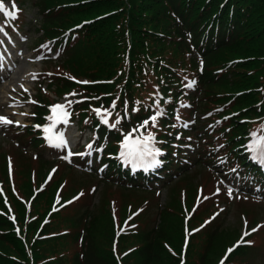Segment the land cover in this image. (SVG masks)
<instances>
[{
    "label": "trees",
    "instance_id": "trees-1",
    "mask_svg": "<svg viewBox=\"0 0 264 264\" xmlns=\"http://www.w3.org/2000/svg\"><path fill=\"white\" fill-rule=\"evenodd\" d=\"M14 1L32 3L41 18L35 46L45 54L43 84L49 80L56 97L79 98L74 116L108 144L96 166L82 155L46 160V141L32 127L14 144L0 145V179L18 216L9 220L0 194V264H182L185 208L194 201L191 187L199 185L180 178L195 170L186 168L206 164L205 183H218V174L239 195L264 187L244 147L252 132L264 140V0ZM38 99L40 106L52 103L41 89ZM46 112L36 106L35 121L44 123ZM127 132H136L134 139L155 135L150 142L163 152L157 169L167 177L165 189L178 179L164 205L152 189L158 177L134 178L118 166ZM185 146L192 148L188 154ZM57 162L56 175L40 191L46 169ZM69 173L86 186L66 193ZM61 185L64 201L80 195L57 210ZM96 195L98 203L88 204ZM210 215L197 213L190 230ZM220 230L192 232L183 264H217L240 237L225 238ZM257 236L224 264H248Z\"/></svg>",
    "mask_w": 264,
    "mask_h": 264
},
{
    "label": "rangeland",
    "instance_id": "rangeland-1",
    "mask_svg": "<svg viewBox=\"0 0 264 264\" xmlns=\"http://www.w3.org/2000/svg\"><path fill=\"white\" fill-rule=\"evenodd\" d=\"M13 2L12 0L8 2L3 0L6 10H12ZM15 3L14 4L19 7L17 11L19 18L20 12L23 14V19L20 21L24 23L22 28L13 27L11 33L7 34L5 32L6 22L4 23L3 17L5 14L0 12V117L12 121L16 126H28L32 124L31 119L34 112V108L31 107L34 103L32 99H37L35 88L37 84L40 83L39 75L42 67L41 56H36L34 49V46L38 43V37L41 35L39 22L41 18L32 3L24 2L25 4H23L16 1ZM15 14L16 11L14 12V16ZM57 55L58 53L52 55V57L56 58ZM200 60L201 59L197 61L198 65ZM55 69L59 68L56 67ZM44 89L45 88H42L41 90L44 91ZM38 93L40 94L39 91ZM44 93H49L51 101L58 100L49 90H46ZM70 97L71 94L63 96L55 105H66V111H68L70 108L68 106L69 102H71L70 106L74 103V101H70ZM55 105H53V107ZM49 117L51 118L52 114ZM70 123L71 124L63 128L61 133V135H63V140L66 142L65 145L68 146L67 148L69 149H77L79 147V149L85 148V145L93 139L92 134L86 128L84 131L81 130L83 127L78 120L71 121ZM7 125L12 124L0 123V133H6L4 131H6ZM16 134L17 133H14V135ZM6 138L10 143L14 142V140H12L14 139L12 134L7 135ZM262 145L263 142L260 144L261 148ZM54 155V151L46 153V157L49 159L53 158ZM206 168L207 167L204 168L201 166L194 168L200 169V174L196 175L197 179H194L191 175L193 171L181 177V179H185L186 182L193 181L194 184L199 183V185H193L191 187L192 192H195L194 201L190 207L185 208L187 209V214L185 216L186 230H184V237L187 240L192 238L191 233L194 231V228L192 231L190 230V223L197 213L205 211L208 214H212L213 218L218 217L208 228L213 229L220 225V232L224 234L225 238L232 233L243 235L247 232L250 237L258 234V236L254 238L257 246V250L254 251L256 256L253 258L248 254V264H264V245L261 244L264 240V232L261 233L264 229V201L249 196L229 195L223 188V184L215 183L211 185L205 183L204 178L207 176L205 171ZM68 178L71 179V182H68L67 187L69 188L65 189L66 193L77 185L86 186V182L83 180L77 183L75 181L77 178L71 173H69ZM172 186L173 185L169 186L167 191L165 189L163 190V186L157 189L158 193H160V195L157 196L158 200L160 199V201H162L161 205H164L163 202L167 203V197L173 188ZM206 192L208 193L206 194ZM97 203L98 195L88 202L90 205H95ZM75 212L76 211L73 213ZM14 213L17 216L15 211ZM76 214L78 213L76 212L75 215ZM210 217L206 218L202 224L209 220ZM236 238L237 236L234 237L229 244H234ZM254 240H252V242H254Z\"/></svg>",
    "mask_w": 264,
    "mask_h": 264
},
{
    "label": "snow or ice",
    "instance_id": "snow-or-ice-1",
    "mask_svg": "<svg viewBox=\"0 0 264 264\" xmlns=\"http://www.w3.org/2000/svg\"><path fill=\"white\" fill-rule=\"evenodd\" d=\"M16 10V5L13 3L12 4V11H7L6 7L3 3V0H0V12H4L7 16L12 17L14 15V12ZM69 102V105L70 106ZM114 106V105H113ZM66 105H55L51 111L53 113V116L50 118L54 121V123H66L67 122V117L69 115V113L66 111ZM96 111L98 114L100 113L99 109L94 110ZM107 115V114H106ZM153 123L155 122V117L152 118ZM103 123H107V119H103L102 120ZM119 121L117 120V123ZM0 123H4V124H10L13 123L10 120H7L6 118H2L0 117ZM147 123V121L145 122V124ZM44 131L46 133H51V128H45ZM50 140H58L59 143L61 144H65L66 142L63 140L62 137H51L49 136ZM152 139L151 134H149L148 138H145L143 141H131L129 137L125 138L124 144H123V148L125 149V152L123 153L126 157H130V158H136V159H140L142 160L143 157L145 155H150L151 150L148 148V144L149 141ZM89 148H91V145H88ZM247 235V233H246ZM231 251V250H230Z\"/></svg>",
    "mask_w": 264,
    "mask_h": 264
}]
</instances>
